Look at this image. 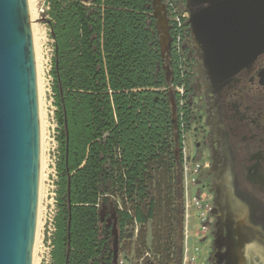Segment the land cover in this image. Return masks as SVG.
<instances>
[{"label":"trees","instance_id":"1","mask_svg":"<svg viewBox=\"0 0 264 264\" xmlns=\"http://www.w3.org/2000/svg\"><path fill=\"white\" fill-rule=\"evenodd\" d=\"M45 3L59 126L53 264H65L68 241L67 264H113L101 211L116 210L120 240L131 224L154 217L163 195L167 213L178 211L171 197L181 190L182 134L190 120L180 127L177 107L173 122L170 91L178 96L182 72L174 67L167 80L152 0ZM171 248L166 245L162 259L146 255L143 262L170 264Z\"/></svg>","mask_w":264,"mask_h":264},{"label":"rangeland","instance_id":"2","mask_svg":"<svg viewBox=\"0 0 264 264\" xmlns=\"http://www.w3.org/2000/svg\"><path fill=\"white\" fill-rule=\"evenodd\" d=\"M152 1L154 11L163 20L158 25V29L167 80L172 79L174 67L177 72H182L180 82L175 86L178 96L173 97V93L170 91L174 118L176 120L175 110L179 107V115L181 117L184 115L186 118L190 116L191 121L188 131L183 134L185 143L183 142L182 148L181 190L177 188V193L173 192L171 197L172 202L177 201L178 203L177 213H167L164 205L167 199L163 195V200L152 219L143 226L133 223L130 228L127 227L128 230L123 235L125 238L120 240L117 247V261L118 264H147L143 262L144 256L147 255L151 261H156L158 258L162 259L166 252L164 248L168 244L172 247L170 264H176L178 256L181 257L180 264H238L234 254L236 252L235 247H232L230 243L253 242L254 239L250 231L237 228L232 221L229 223L226 213L222 210V207L225 206L226 185L223 180V173L215 176V171L210 167L208 138L202 140L204 152L198 154V160L194 159L198 153L194 147L195 132L201 127V124H204L205 129H202L207 133L204 122L206 106L204 100L201 99L202 94L197 88L198 73L194 68L197 59L191 47L190 38L186 34L188 31L186 0ZM31 4L36 37L41 35L44 39L39 44V48L46 59L48 71L49 92L47 93V100L49 102L48 111L50 112L49 122L52 138L48 202L45 205L42 203L40 212V228H43L45 239V254L41 264H53L54 223L55 215L59 209L57 202L59 144L56 138L59 134V126L55 118L57 108L53 104L52 77L50 75L53 39L48 26V16L41 12L46 6L45 0H31ZM182 126H184V122L181 123L180 127ZM159 188L153 187V192L158 193ZM155 196L157 197V194ZM117 199L119 206L123 207L121 199L119 197ZM125 207L129 209L128 204ZM214 209H218V213H215ZM261 222L262 226H260L263 231L264 221ZM129 232H132L130 238H128ZM260 235L262 237V234ZM258 242L262 244V241L259 240ZM255 244L253 247H245L248 263L243 261L241 264H264V256ZM163 250L165 252H162ZM230 251L233 256H229Z\"/></svg>","mask_w":264,"mask_h":264},{"label":"flooded vegetation","instance_id":"3","mask_svg":"<svg viewBox=\"0 0 264 264\" xmlns=\"http://www.w3.org/2000/svg\"><path fill=\"white\" fill-rule=\"evenodd\" d=\"M244 6L235 0L188 5L186 33L197 59V88L206 106L207 133L204 124L195 132L198 153L194 159L204 152L202 140L208 138L210 167L215 176L223 173L226 185L222 210L229 223L250 231L254 239L230 243L238 264L248 263L245 247L255 243L264 256V44H259L260 11L250 8L251 4L248 9ZM238 57L242 60L236 62ZM182 118L184 126L191 121L190 116ZM117 219L114 208L101 211L100 220L111 232L113 249L115 239L120 242ZM229 256H233L231 251Z\"/></svg>","mask_w":264,"mask_h":264},{"label":"water","instance_id":"4","mask_svg":"<svg viewBox=\"0 0 264 264\" xmlns=\"http://www.w3.org/2000/svg\"><path fill=\"white\" fill-rule=\"evenodd\" d=\"M206 1L186 0V4ZM235 1L245 3V9L251 4L250 8L260 11L259 44L263 46L264 0ZM153 16L157 25L163 22L155 11ZM239 60L242 58L236 62ZM172 118L175 122L173 108ZM39 171L37 79L28 0H0V264H31ZM68 208L71 209L69 184ZM69 228L70 217L68 231ZM69 246L68 241L65 264ZM117 247L115 239L113 264H118Z\"/></svg>","mask_w":264,"mask_h":264},{"label":"bare ground","instance_id":"5","mask_svg":"<svg viewBox=\"0 0 264 264\" xmlns=\"http://www.w3.org/2000/svg\"><path fill=\"white\" fill-rule=\"evenodd\" d=\"M29 16L31 21V29L34 45L35 69L37 79V95H38V111H39V128H40V171L38 185V205H37V220L34 235V245L31 264H41L45 254L44 233L43 228H40V212L42 203L47 204V196L49 195V163L50 152L52 149V138L50 133V122L48 111L49 102L47 93L49 92L47 80L46 59L39 44L43 42L41 35L36 37L35 24L33 23L34 14L31 8V0H28ZM42 33V32H41ZM46 207V206H45Z\"/></svg>","mask_w":264,"mask_h":264},{"label":"built area","instance_id":"6","mask_svg":"<svg viewBox=\"0 0 264 264\" xmlns=\"http://www.w3.org/2000/svg\"><path fill=\"white\" fill-rule=\"evenodd\" d=\"M45 1H46V0H45ZM46 9H47V7L45 6V7H44V10L42 9L41 12H44V13H45Z\"/></svg>","mask_w":264,"mask_h":264}]
</instances>
